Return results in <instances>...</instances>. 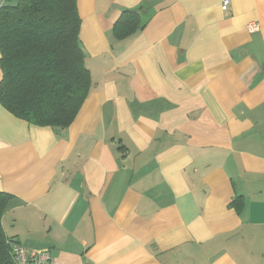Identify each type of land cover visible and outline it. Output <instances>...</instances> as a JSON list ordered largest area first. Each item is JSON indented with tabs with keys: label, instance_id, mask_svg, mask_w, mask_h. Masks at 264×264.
<instances>
[{
	"label": "crops",
	"instance_id": "obj_1",
	"mask_svg": "<svg viewBox=\"0 0 264 264\" xmlns=\"http://www.w3.org/2000/svg\"><path fill=\"white\" fill-rule=\"evenodd\" d=\"M222 3L78 0L92 84L72 124L0 103L7 236L59 264H264V0Z\"/></svg>",
	"mask_w": 264,
	"mask_h": 264
},
{
	"label": "trees",
	"instance_id": "obj_2",
	"mask_svg": "<svg viewBox=\"0 0 264 264\" xmlns=\"http://www.w3.org/2000/svg\"><path fill=\"white\" fill-rule=\"evenodd\" d=\"M140 9L121 13L117 38L141 28ZM78 0H18L0 7V103L36 126L72 124L89 95L91 71L80 40ZM13 195L0 189V264H17L3 226ZM243 207L240 198L232 202Z\"/></svg>",
	"mask_w": 264,
	"mask_h": 264
},
{
	"label": "built area",
	"instance_id": "obj_3",
	"mask_svg": "<svg viewBox=\"0 0 264 264\" xmlns=\"http://www.w3.org/2000/svg\"><path fill=\"white\" fill-rule=\"evenodd\" d=\"M229 5V0H223L222 8L226 10ZM250 31L254 32L259 29V24L252 21L247 27ZM12 253L17 264H59L52 259L49 250L41 249H28L22 244L13 240L11 242Z\"/></svg>",
	"mask_w": 264,
	"mask_h": 264
}]
</instances>
